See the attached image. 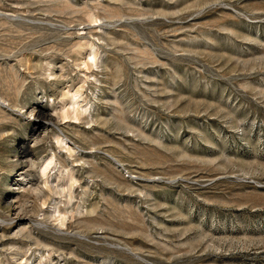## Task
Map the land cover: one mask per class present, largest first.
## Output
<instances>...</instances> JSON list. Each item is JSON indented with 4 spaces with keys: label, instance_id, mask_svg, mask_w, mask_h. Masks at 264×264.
Returning a JSON list of instances; mask_svg holds the SVG:
<instances>
[{
    "label": "rangeland",
    "instance_id": "1",
    "mask_svg": "<svg viewBox=\"0 0 264 264\" xmlns=\"http://www.w3.org/2000/svg\"><path fill=\"white\" fill-rule=\"evenodd\" d=\"M0 264H264V0H0Z\"/></svg>",
    "mask_w": 264,
    "mask_h": 264
},
{
    "label": "bare ground",
    "instance_id": "2",
    "mask_svg": "<svg viewBox=\"0 0 264 264\" xmlns=\"http://www.w3.org/2000/svg\"><path fill=\"white\" fill-rule=\"evenodd\" d=\"M94 64H96V63H94ZM77 104V102H75L74 104H72V105H76ZM76 110V109H75ZM85 111H87L86 109H84L83 111H79L74 117L75 118H80V114L81 113H83V112H85ZM75 112V111H74ZM38 117L39 118H42V119H48V118H50L49 116H48V114H46V113H44L43 111H40L39 112V114H38ZM93 120V119H92ZM39 124V125H38ZM37 125H38V128L36 127V129H35V133L40 129V128H42L43 127V125L41 124V123H37ZM59 162H60V164H61V166H64L65 167V165L61 162V159H59ZM47 169V168H46ZM45 173V172H44Z\"/></svg>",
    "mask_w": 264,
    "mask_h": 264
}]
</instances>
